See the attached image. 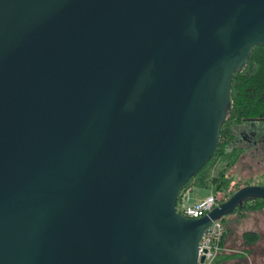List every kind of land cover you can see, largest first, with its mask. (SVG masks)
Segmentation results:
<instances>
[{
  "label": "water",
  "instance_id": "1",
  "mask_svg": "<svg viewBox=\"0 0 264 264\" xmlns=\"http://www.w3.org/2000/svg\"><path fill=\"white\" fill-rule=\"evenodd\" d=\"M255 46L264 0H0V264H196L264 200L176 211Z\"/></svg>",
  "mask_w": 264,
  "mask_h": 264
},
{
  "label": "flooded vegetation",
  "instance_id": "2",
  "mask_svg": "<svg viewBox=\"0 0 264 264\" xmlns=\"http://www.w3.org/2000/svg\"><path fill=\"white\" fill-rule=\"evenodd\" d=\"M249 67L248 60L240 70H246ZM239 101H236L238 103ZM229 123V132L224 139V149L219 158L223 159V167L219 173L212 176L213 178H220L223 169L225 168V175L228 174L230 180L227 188H231L234 184H238V189L246 185H263L257 179L264 175V116L251 118L250 116L237 117L236 120ZM217 156V155H216ZM227 162V167L225 166ZM259 171L257 179L254 171ZM220 174V176H219ZM237 189V190H238ZM223 189L221 188V191ZM236 191V190H235ZM234 191L230 192V195ZM229 194V193H228ZM229 195V196H230ZM257 199L253 198L235 207L230 214L237 216H244V212L248 206L253 205ZM222 202V201H221ZM215 199V206L220 204ZM241 206V207H240ZM249 208L248 210H250ZM257 211V210H251Z\"/></svg>",
  "mask_w": 264,
  "mask_h": 264
},
{
  "label": "rangeland",
  "instance_id": "3",
  "mask_svg": "<svg viewBox=\"0 0 264 264\" xmlns=\"http://www.w3.org/2000/svg\"><path fill=\"white\" fill-rule=\"evenodd\" d=\"M220 154H217L207 166L186 183V187L190 188V192L186 197L187 204H193V202L201 200L211 192L206 182H211L212 176L218 174L223 167L224 162L222 158H219ZM225 166L227 167V162ZM259 171L261 170L254 171L255 177L259 174ZM223 172H226L225 168ZM257 181L264 183L262 177H259ZM227 191L229 190L226 189L225 192ZM251 210L240 218L230 213L225 215V223L229 220L227 238L224 240L227 251L222 252L218 261L215 258L213 264H264V228L260 227L254 237L250 234L253 228L264 223V215L262 214L264 210L260 209L258 211L260 214Z\"/></svg>",
  "mask_w": 264,
  "mask_h": 264
},
{
  "label": "trees",
  "instance_id": "4",
  "mask_svg": "<svg viewBox=\"0 0 264 264\" xmlns=\"http://www.w3.org/2000/svg\"><path fill=\"white\" fill-rule=\"evenodd\" d=\"M249 67L246 70H237L230 78L231 85V100L227 105V112L224 119L220 124V141L227 136L229 132V123L236 120L237 117L250 116L256 118L264 116V47L255 46L248 58ZM236 101H239L236 103ZM210 161L205 165L207 166L217 154H220L226 140L220 142ZM204 166V167H205ZM203 167V168H204ZM202 168V169H203ZM201 171V170H200ZM195 177V176H194ZM192 177L191 179H193ZM228 174L221 173L220 178H213L212 190L209 194H213L214 198L219 202L226 200L231 191L238 189V184H234L229 191L225 192L224 188L229 185ZM221 188L223 189L221 191ZM229 193V194H228ZM248 208L259 209L264 208V200L257 199L253 205ZM223 225H225V218L222 219Z\"/></svg>",
  "mask_w": 264,
  "mask_h": 264
},
{
  "label": "built area",
  "instance_id": "5",
  "mask_svg": "<svg viewBox=\"0 0 264 264\" xmlns=\"http://www.w3.org/2000/svg\"><path fill=\"white\" fill-rule=\"evenodd\" d=\"M190 188L186 184L180 189L176 202V211L186 218H199L206 215L215 206L213 194H208L201 200L193 204L186 203V197ZM226 228L222 219L212 221L209 227L205 229L198 245V259L196 264H211L217 256L227 251L223 245ZM204 257L203 262L200 258Z\"/></svg>",
  "mask_w": 264,
  "mask_h": 264
},
{
  "label": "crops",
  "instance_id": "6",
  "mask_svg": "<svg viewBox=\"0 0 264 264\" xmlns=\"http://www.w3.org/2000/svg\"><path fill=\"white\" fill-rule=\"evenodd\" d=\"M258 176H256V178H257ZM262 177V179H264V175L263 176H261ZM259 182V181H258ZM260 183V182H259ZM206 184H208L209 185V187H210V189L212 190V186H211V184H210V182H206ZM261 184H264V183H261ZM226 190V189H225ZM207 196V195H206ZM202 199V198H201ZM197 202V201H196ZM196 202H193V203H196ZM249 207V206H248ZM249 208H246V210H245V212H244V215L246 214V212L247 211H250L251 209H253V208H251L250 210H248ZM260 209H263L264 210V208H259V209H254V210H257V211H254V212H257L258 214H260L258 211L260 210ZM262 214L264 215V212H262ZM235 217H237V218H240V217H243V216H237L236 214H233ZM234 216L232 217V219L234 218ZM231 219V220H232ZM228 222H229V220L227 221V223H225V225H226V230H227V224H228ZM260 227H262V228H264V223L262 224V225H260V226H257V227H255V228H253L252 229V233H250L253 237L257 234L256 232H258V229L260 228ZM227 233H228V230H227V232L225 233V237H224V240L227 238ZM224 240H223V245H224ZM222 255V253H220L218 256H217V258H216V261H218V258H219V256H221ZM215 262V261H214ZM213 262V263H214ZM212 263V264H213Z\"/></svg>",
  "mask_w": 264,
  "mask_h": 264
}]
</instances>
